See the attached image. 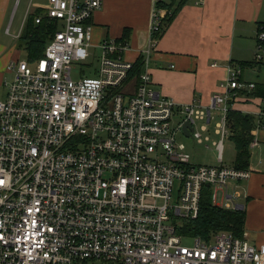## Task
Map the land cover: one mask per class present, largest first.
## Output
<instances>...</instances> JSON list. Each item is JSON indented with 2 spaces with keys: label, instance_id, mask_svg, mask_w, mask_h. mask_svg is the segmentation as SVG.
<instances>
[{
  "label": "built area",
  "instance_id": "obj_1",
  "mask_svg": "<svg viewBox=\"0 0 264 264\" xmlns=\"http://www.w3.org/2000/svg\"><path fill=\"white\" fill-rule=\"evenodd\" d=\"M163 1L153 0L143 69L134 78L128 41L108 37L90 50L103 0H49L36 17L56 19L59 28L41 58L7 66L14 77L0 98V264H264V242H251L246 231L208 238L184 231L199 215L204 187L214 203L222 190L216 204L234 208L228 186L251 174L223 161L230 100L255 83L229 65L208 106L156 90L149 61L172 14ZM256 59L264 60L261 43ZM74 62L89 64L79 79ZM187 121L199 142L210 141L215 121L219 164L191 161L177 139Z\"/></svg>",
  "mask_w": 264,
  "mask_h": 264
},
{
  "label": "crops",
  "instance_id": "obj_2",
  "mask_svg": "<svg viewBox=\"0 0 264 264\" xmlns=\"http://www.w3.org/2000/svg\"><path fill=\"white\" fill-rule=\"evenodd\" d=\"M20 2L0 0V83L9 62L18 59L19 51L13 50L15 45L18 47L17 39L29 12L43 9L49 0ZM164 3L163 8L166 12L171 10L172 18L168 20L167 16L160 36L156 34L157 43L148 66L156 90L181 104L196 101L208 106L214 93L222 90L220 84L227 77L228 66L244 62L249 66L243 69L242 79L264 84V60L253 62L259 24L264 23V0H165ZM152 9L153 0H103L101 9L92 18V41L98 44L108 37L120 38L128 29L129 48L125 57L136 61L142 56L141 49L149 44ZM14 25L20 29L12 36L16 41L13 46L14 42L6 41L5 36H11ZM247 91L236 92L230 105L257 116L248 168L251 174L247 179L233 181L228 191L234 196L233 209L244 208L246 212L245 231L249 240L263 243L264 99L243 94ZM213 122L215 127L212 121L210 129ZM222 195L223 192L221 199Z\"/></svg>",
  "mask_w": 264,
  "mask_h": 264
},
{
  "label": "trees",
  "instance_id": "obj_3",
  "mask_svg": "<svg viewBox=\"0 0 264 264\" xmlns=\"http://www.w3.org/2000/svg\"><path fill=\"white\" fill-rule=\"evenodd\" d=\"M160 6H166L164 1L160 3ZM44 12V8H36L29 12L25 20L23 30L19 36L18 47L27 51L28 59L30 61H35L43 56L47 42L59 28V21L47 16H44L40 22H36V17ZM171 18L172 16L170 15L168 20ZM259 29V33L264 31L263 22L259 24ZM157 34L160 36V33ZM128 36L129 30L126 29L120 39L128 41ZM257 38L258 44L261 43L264 47V40H260L258 36ZM262 61L263 60L256 59L255 57V61L253 62L260 63ZM249 64H251V62H249ZM237 66H240L243 72V69L249 65L244 62ZM142 68L143 59L141 56L135 61L133 69L130 72V77H138ZM131 73L134 75L132 76ZM243 94L255 97L259 96L264 99V84L257 83L254 88L248 89V91L246 93L243 92ZM230 102H232V99ZM260 119L262 120L261 117ZM228 120L231 130L230 138L236 149L233 166L236 168L248 169L251 160V143L254 139L252 130L258 125L257 116L230 108L228 112ZM263 122L264 121H262V123ZM210 189L212 190L209 186L204 187V194H202L203 197L201 199V210L199 215L197 218L191 219L185 223L184 231L191 235L201 236L204 238H208L212 233L221 230H229L238 236H242L245 231L246 221V212L244 208H225L215 204L212 201L213 191L211 192Z\"/></svg>",
  "mask_w": 264,
  "mask_h": 264
},
{
  "label": "rangeland",
  "instance_id": "obj_4",
  "mask_svg": "<svg viewBox=\"0 0 264 264\" xmlns=\"http://www.w3.org/2000/svg\"><path fill=\"white\" fill-rule=\"evenodd\" d=\"M23 2V0H18V4L19 2ZM46 1V0H44ZM20 2V3H21ZM13 18V17H12ZM15 25L12 27L11 29V36H5L6 37V41L10 40V43H13V46L15 45V39L12 37L14 36L17 31L20 29V26H17V29H15ZM19 38V37H18ZM19 40V39H17ZM93 46H91L92 48H90V50L93 52L94 51V42L92 41ZM18 59H28V53L26 50L22 49V48H18L17 45L14 46V50L13 52H18ZM90 62H92L93 65H96V61L95 60H91L89 59ZM87 66H89V64H82L79 62H74L73 66H72V77L74 79H79L82 77L81 74V70L82 69H86ZM14 77V73L10 70H7V72H5L4 77L2 82L0 83V98H5L6 96V87L4 85V82H8L10 83L13 80ZM133 89V85L129 86V88H127L126 91L132 90ZM201 124H202V120L199 119L197 121V127L201 128ZM210 127V124H209ZM214 127V122L213 125L211 127V129L209 130L208 134L210 136V141H204V142H199L196 138L192 137V136H188L186 135L183 131H178L177 133V139L178 141H181L183 143H185L186 147H187V151L190 153L191 155V161L194 164H211V165H217L220 162L217 160L218 158V154L219 151L216 148V146L214 145V143L216 141H218L219 139V135L215 134V128ZM235 147H234V143L230 138L225 139L224 141V161L223 164L224 165H233L234 159H235ZM221 194L222 191L218 192V199H217V204H221L222 199H221ZM230 204L232 206L235 205V202L233 200H230ZM193 242L192 238H184L183 239V243L184 244H191Z\"/></svg>",
  "mask_w": 264,
  "mask_h": 264
},
{
  "label": "water",
  "instance_id": "obj_5",
  "mask_svg": "<svg viewBox=\"0 0 264 264\" xmlns=\"http://www.w3.org/2000/svg\"><path fill=\"white\" fill-rule=\"evenodd\" d=\"M184 132L186 135L190 136L191 135V130L193 129L191 123L189 121L185 122L183 126Z\"/></svg>",
  "mask_w": 264,
  "mask_h": 264
},
{
  "label": "bare ground",
  "instance_id": "obj_6",
  "mask_svg": "<svg viewBox=\"0 0 264 264\" xmlns=\"http://www.w3.org/2000/svg\"><path fill=\"white\" fill-rule=\"evenodd\" d=\"M136 65V64H135ZM136 67V66H135ZM134 71V70H133ZM133 73V72H132ZM131 73V75L133 76L134 74H132ZM207 187V186H206ZM211 190V189H210ZM211 192H212V190H211ZM203 194H204V189H203ZM203 197V196H202ZM236 198H238V197H236ZM201 206V205H200ZM201 210V209H200Z\"/></svg>",
  "mask_w": 264,
  "mask_h": 264
}]
</instances>
